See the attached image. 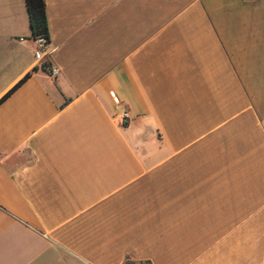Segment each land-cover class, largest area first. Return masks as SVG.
Returning a JSON list of instances; mask_svg holds the SVG:
<instances>
[{"label": "crops", "instance_id": "0c3cea01", "mask_svg": "<svg viewBox=\"0 0 264 264\" xmlns=\"http://www.w3.org/2000/svg\"><path fill=\"white\" fill-rule=\"evenodd\" d=\"M45 5L54 76L0 0V264H264V0Z\"/></svg>", "mask_w": 264, "mask_h": 264}, {"label": "trees", "instance_id": "16d2710c", "mask_svg": "<svg viewBox=\"0 0 264 264\" xmlns=\"http://www.w3.org/2000/svg\"><path fill=\"white\" fill-rule=\"evenodd\" d=\"M25 5L27 9L28 19H29V26L31 30V37L37 38L39 36H43L46 38L47 42L50 39L49 35V27H48V20L46 14V5L45 0H25ZM50 62L46 58H42L40 61V68L42 70L48 71L50 68ZM37 67L35 66L33 70H36ZM30 72L26 73L19 81H17L8 91H6L0 97V103L7 98V96L13 92L22 82H24L29 76ZM124 264H132L130 261H125ZM140 264H147L146 262Z\"/></svg>", "mask_w": 264, "mask_h": 264}, {"label": "built area", "instance_id": "2783aa9c", "mask_svg": "<svg viewBox=\"0 0 264 264\" xmlns=\"http://www.w3.org/2000/svg\"><path fill=\"white\" fill-rule=\"evenodd\" d=\"M47 40L43 36H39L35 38V55L37 57L41 56V59L43 58V55L45 54V49L47 45ZM58 73V68L56 66L51 65L48 69V74L51 76H54ZM113 101L119 106V111L116 113L120 123L122 125H129L132 121L131 115L129 113V109L127 106L122 105L121 100L113 93H111Z\"/></svg>", "mask_w": 264, "mask_h": 264}, {"label": "rangeland", "instance_id": "374dc122", "mask_svg": "<svg viewBox=\"0 0 264 264\" xmlns=\"http://www.w3.org/2000/svg\"><path fill=\"white\" fill-rule=\"evenodd\" d=\"M44 58L48 59V58H47V55H45ZM127 262H128V261H127ZM130 263H131V262H130ZM132 264H133V263H132Z\"/></svg>", "mask_w": 264, "mask_h": 264}]
</instances>
